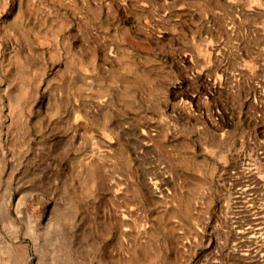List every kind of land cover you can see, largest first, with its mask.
Instances as JSON below:
<instances>
[{
    "label": "rangeland",
    "instance_id": "obj_1",
    "mask_svg": "<svg viewBox=\"0 0 264 264\" xmlns=\"http://www.w3.org/2000/svg\"><path fill=\"white\" fill-rule=\"evenodd\" d=\"M21 244L264 264V0H0V264Z\"/></svg>",
    "mask_w": 264,
    "mask_h": 264
},
{
    "label": "bare ground",
    "instance_id": "obj_2",
    "mask_svg": "<svg viewBox=\"0 0 264 264\" xmlns=\"http://www.w3.org/2000/svg\"><path fill=\"white\" fill-rule=\"evenodd\" d=\"M154 190H155V192H161L162 188L160 185H158V186L154 187ZM16 211H17L18 218L27 223V230L30 231L29 215L24 210H22L20 208H17ZM50 212H51L50 207H47V215L48 216H50ZM3 217H4L3 218V221H4L3 226L11 227V226L17 225L15 220L11 217V215L9 214V211L6 208L3 210ZM33 239L35 242V246L37 247V250L40 252L41 250L38 248L37 240L34 236H33ZM6 242L7 241L5 240V243ZM7 244H8V242H7ZM20 252H23V253L28 252L26 245L21 244V245L16 246L15 248L12 249V251L10 252V257L14 261L13 264H21L22 260H20Z\"/></svg>",
    "mask_w": 264,
    "mask_h": 264
}]
</instances>
